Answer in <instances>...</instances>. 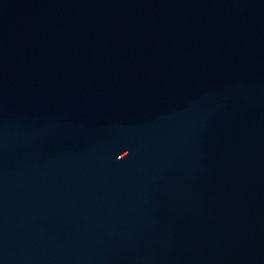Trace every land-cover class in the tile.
<instances>
[{
	"label": "water",
	"instance_id": "95a60500",
	"mask_svg": "<svg viewBox=\"0 0 264 264\" xmlns=\"http://www.w3.org/2000/svg\"><path fill=\"white\" fill-rule=\"evenodd\" d=\"M0 264H264V0H0Z\"/></svg>",
	"mask_w": 264,
	"mask_h": 264
}]
</instances>
